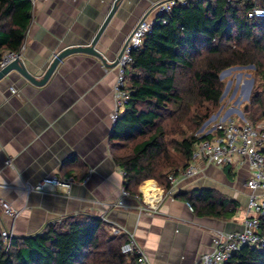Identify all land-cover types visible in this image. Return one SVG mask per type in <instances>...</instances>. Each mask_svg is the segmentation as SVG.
Here are the masks:
<instances>
[{
    "label": "crops",
    "instance_id": "crops-1",
    "mask_svg": "<svg viewBox=\"0 0 264 264\" xmlns=\"http://www.w3.org/2000/svg\"><path fill=\"white\" fill-rule=\"evenodd\" d=\"M114 1L31 0V22L17 51L27 70L39 78L62 48L89 43ZM159 1L121 0L95 46L107 62ZM114 78V68L79 53L65 57L42 86L15 72L0 81V199L17 210L15 217L0 210V229L12 238L26 237L49 222L97 217L105 227L133 233L149 264H196L211 250L214 232L242 228L247 166L201 165L194 177L172 187L171 196L162 194L155 181H143L136 194L123 199L124 207L113 206L123 184L110 149ZM7 158L12 167L4 166ZM47 177L72 183L68 188L26 189ZM146 182L159 194L147 198L141 189ZM192 189H213L238 207L229 218L197 216L175 198ZM146 203L154 206L149 212Z\"/></svg>",
    "mask_w": 264,
    "mask_h": 264
},
{
    "label": "trees",
    "instance_id": "trees-1",
    "mask_svg": "<svg viewBox=\"0 0 264 264\" xmlns=\"http://www.w3.org/2000/svg\"><path fill=\"white\" fill-rule=\"evenodd\" d=\"M255 7L264 11V0H200L174 7L153 24L140 48L131 52L134 62L125 76L130 98L110 131L112 159L124 172L123 186L131 195L146 180L167 191L168 175H177L187 165L201 138L190 136L177 142L185 160L181 164L168 150L163 122L192 103L216 106L222 94L218 76L223 70L254 67L263 92L252 95L246 117L253 124L264 118V113L258 118L249 115L255 107L256 111L264 107V63L260 61L264 15L247 17ZM31 10V0H0V58L22 46ZM207 117L202 115L196 126ZM230 173L225 168L229 178ZM175 198L197 216L229 218L238 207L213 189H192ZM104 227L97 217L69 218L49 222L37 234L11 238L6 250L0 239V264H137L135 256L120 254L122 235L100 239ZM258 232L264 235V217L259 218ZM226 264H264V249L243 246Z\"/></svg>",
    "mask_w": 264,
    "mask_h": 264
},
{
    "label": "built area",
    "instance_id": "built-area-1",
    "mask_svg": "<svg viewBox=\"0 0 264 264\" xmlns=\"http://www.w3.org/2000/svg\"><path fill=\"white\" fill-rule=\"evenodd\" d=\"M199 1L161 0L156 2L131 29L126 38L127 44L122 55L113 67L115 72L112 86L113 108L109 116L112 125L123 113L130 98L125 76L127 69L134 62L131 52L140 48L153 24L168 15L174 7H184ZM226 1L230 2L231 0ZM263 15L264 11L258 7L247 13L248 18H260ZM18 54L19 52L14 51L4 52L0 58V70L17 58ZM10 92L18 95L17 90L13 87L10 88ZM233 111L234 113L238 112L236 110L229 112L232 113ZM231 113L217 118L210 129L199 136L201 139L195 143L187 165L177 175H168L167 180L170 183V188L164 191L159 187L162 194L171 196L172 187L180 180L194 177L201 170V165L203 167L207 165L241 166L242 164L247 166L248 174L243 184L247 193L242 228L238 231L214 232L211 250L201 254L196 264H226L230 256L243 246L257 250L264 249V235L258 232L259 218L264 217V126L251 123L240 112L236 113L238 119L230 118ZM206 135L209 137L204 138ZM4 166L12 167V158H7L4 161ZM121 175L124 177L123 171H121ZM70 183L72 180L61 182L56 177H47L34 186H26V189L43 190L45 187L53 188L55 186L68 188ZM130 196L122 184L120 197L112 205L124 207L123 199ZM142 199L144 200V198ZM187 206L189 207V205ZM146 207L148 208L146 212L154 208V206L149 205ZM189 209L191 210L190 207ZM0 210L7 217L17 215V210L9 202L2 199H0ZM110 229L114 234L124 237V241L119 247L120 254L126 258L135 256L137 264H149L147 255L136 241L133 233L119 226H111ZM11 238L12 235L8 230L0 229V239L5 250L10 246Z\"/></svg>",
    "mask_w": 264,
    "mask_h": 264
},
{
    "label": "rangeland",
    "instance_id": "rangeland-1",
    "mask_svg": "<svg viewBox=\"0 0 264 264\" xmlns=\"http://www.w3.org/2000/svg\"><path fill=\"white\" fill-rule=\"evenodd\" d=\"M260 61L264 63V56ZM218 78L222 84V94L224 93V96L217 102L216 106L208 102H202L198 105L197 103H192L184 111L177 112L172 117L165 118V122H163L166 133L164 140L168 150L173 156V159L179 160L181 164H184L185 160L176 145L178 144L177 142L190 136L199 137L210 129L217 118L230 114L231 112L229 111L231 110L243 113L247 119L250 98L255 93L263 92V81L259 78V75L252 65L230 68L228 71L225 69L219 73ZM248 86L250 87L249 90ZM248 91L249 95L246 99L245 95ZM238 112L236 113L238 114ZM236 113L233 111L230 118L238 119ZM262 113H264V107L260 106L257 111L255 107L254 112H249V115L252 114L253 116L254 114V117L258 118ZM204 114H207L208 117L199 126H196L198 120ZM247 120L249 121V119ZM258 121L255 123L264 126V118ZM104 233L100 235L101 240H104L106 237L119 235L114 234L108 226L104 227ZM121 240L120 243L122 242Z\"/></svg>",
    "mask_w": 264,
    "mask_h": 264
},
{
    "label": "water",
    "instance_id": "water-1",
    "mask_svg": "<svg viewBox=\"0 0 264 264\" xmlns=\"http://www.w3.org/2000/svg\"><path fill=\"white\" fill-rule=\"evenodd\" d=\"M120 2H121V0H115L114 1L110 11L108 12L106 17L104 18L103 22L101 23V25L99 26V28L97 29L96 33L94 34V36L92 37V39L90 40L89 43L82 44V45H76V46H66V47L62 48L59 52H57L53 56V58L49 62L48 66L44 70V72H43L41 77L37 78L33 74H31L27 70V68L25 67L24 63L21 61L20 54H18L17 58H15L12 62L7 64L4 68H2L0 70V81L2 79H4L5 77H7L11 72H15L18 75H20L23 79H25L27 82H29V83H31V84H33L35 86H42L48 81V79L54 73V71L57 68V66L59 65V63L65 57H67L69 55H72V54H79V53L93 56V57L97 58L101 62V64H103V66H105L106 68L107 67H112L113 68L117 64L118 59L122 55V52H123V50H124V48H125V46L127 44V39H125V41H124L123 45L121 46L116 58L112 62H107L105 60V58L103 57V55L100 54L97 51L95 46H96L100 36L104 32L105 28L107 27L111 17L113 16V14L115 13L116 9L118 8V5H119ZM239 67L235 66V67H231V68H239ZM229 69L230 68L226 69V71H228ZM250 84H251V82H250ZM249 88L250 87L248 86V90H249ZM248 95H249V91L246 92V95H245L246 99L248 98ZM223 96H224V93L221 94L219 100Z\"/></svg>",
    "mask_w": 264,
    "mask_h": 264
},
{
    "label": "bare ground",
    "instance_id": "bare-ground-1",
    "mask_svg": "<svg viewBox=\"0 0 264 264\" xmlns=\"http://www.w3.org/2000/svg\"><path fill=\"white\" fill-rule=\"evenodd\" d=\"M153 183L152 182H146L143 186H142V192H144L145 196L147 198H153V196H156L158 193V191H155L153 189ZM147 201L150 202V200L147 199Z\"/></svg>",
    "mask_w": 264,
    "mask_h": 264
}]
</instances>
